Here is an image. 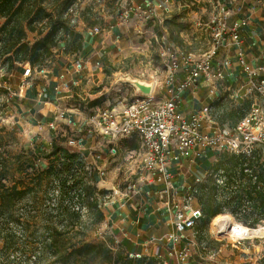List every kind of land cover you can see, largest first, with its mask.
Listing matches in <instances>:
<instances>
[{"label": "rangeland", "instance_id": "obj_1", "mask_svg": "<svg viewBox=\"0 0 264 264\" xmlns=\"http://www.w3.org/2000/svg\"><path fill=\"white\" fill-rule=\"evenodd\" d=\"M62 3V0H45L43 5L49 12L59 15ZM232 4L234 8L240 7V12L243 14L253 10L252 16H255L256 11L259 18L255 22L250 21L248 30H251V36L255 38L260 48L257 54L258 63L263 64L264 0H233ZM124 5V0H72L68 9L62 13L61 18H68V25L81 34L94 28L98 29V34L93 37L95 40L93 43L96 45L95 50L102 49L91 63L95 65L99 61L100 73L89 85L86 79L82 80L80 86L78 84L79 87L76 90L71 89V95L64 98L65 106L74 105L84 112L85 116H90L96 109L106 105L114 106L121 101L124 104L132 99L136 94L135 87L124 79L151 83L152 94L160 93L164 72L161 51L165 43H172L187 51L202 52L207 48L208 42L205 35H202L200 31H194L193 27L190 28L186 12H181L177 7L170 13L171 17L165 18L162 23L137 22L135 24L124 22L121 17ZM248 8H250L249 11ZM111 25L115 27L118 34L111 33ZM179 31H186L187 35L180 36ZM34 34L27 33V40L30 42L35 40L37 36ZM61 35L64 40L58 42V47L51 49V54L43 61L41 67L50 69L57 65L62 70L61 67L74 66L76 63L78 53H65L63 46L69 39L64 36L65 34L63 35V32H58L57 36ZM187 39L190 40L189 43ZM248 44H250L249 39L244 38L242 46H245L246 55L250 49H254L253 43L251 48L246 49ZM1 67L4 70H1ZM23 69L24 65H13L7 69V66L0 64V156L4 162L8 163L7 185L15 181L18 187L24 184L25 179L20 174L21 172L16 170L18 160L23 161L22 158H15L17 155L23 157L36 153L40 160H44L42 159L43 153L47 152L53 138H56L62 146L73 147V142L75 143L80 137L73 127L67 125H61L55 133L47 129L36 132L29 130L23 106L16 95L18 86L23 82L21 80ZM253 101L258 102L257 97L253 100L251 94H246L243 89L240 98L224 103V111L220 119L226 121L227 125L222 128L231 130L241 118L248 114ZM43 137L48 142L44 148H42L45 140ZM132 142L131 145H127L124 141H118L115 145L116 153L112 157L105 156L99 161L103 165L99 163L96 165L92 161L89 163V171L92 172L91 175L96 181L94 185L98 190L107 191L100 198L102 207L105 201L118 195H128L141 186L143 175L141 157L137 150L132 153L125 149V146H136V143ZM104 144L106 148L111 145ZM55 191L54 184L45 182V185L36 190L32 196L28 195L16 204L5 205L11 218L7 216L10 218L9 221L0 219V264H55L47 253L48 248L47 250L46 246L44 250L42 248V244L46 243V233H50L49 230L57 229L62 232L65 230L62 227L65 224L60 219H54V214L51 212L57 202ZM187 198L182 196L175 198L173 202L170 200L169 206L175 204L176 208L185 210V212L199 210L198 197ZM218 200H220L219 196L216 203L219 202ZM74 205H78L76 200ZM243 206L246 204L240 203L238 206L234 203L222 204L221 207H224V210L220 213L228 214L234 221L251 227L249 224L258 215L256 208L251 203V211H241ZM78 207L79 209L84 208L82 205ZM81 211L83 215L86 214L84 213L85 208ZM84 219L88 222L83 220L81 224L83 230L79 231V237L74 234L76 229L65 230L66 235L63 236L69 238L70 243L74 245L84 241L98 244L99 247L91 255L83 254L80 258L67 259L66 264H127L124 260L125 254L129 256L134 252L126 245L124 247L117 245L112 229L106 220L93 225L86 216ZM210 221L211 218H208L201 227L196 226L193 230H189L181 240L187 252L185 264L194 261L209 264H264V233L247 238L219 237L211 230ZM263 221L259 219L255 226ZM109 238L114 243H110ZM4 242L7 247L3 250ZM153 242H155L153 250H148L146 253L138 251V253L147 258L156 256L157 259L164 260L167 264H177L175 257L169 255L171 247L165 238ZM149 246L152 245L149 244ZM104 249L111 253L105 255L102 251ZM117 252H121V257L116 258Z\"/></svg>", "mask_w": 264, "mask_h": 264}, {"label": "built area", "instance_id": "obj_2", "mask_svg": "<svg viewBox=\"0 0 264 264\" xmlns=\"http://www.w3.org/2000/svg\"><path fill=\"white\" fill-rule=\"evenodd\" d=\"M186 1L193 6L202 4L210 7L205 19L199 18L193 22L195 28H201L205 33L208 42L206 50L187 51L172 43H165L161 51L164 72L160 93L149 97L134 95L120 106L106 105L82 118V126L87 134L98 135L104 138L107 144H111L108 148L111 156L116 153L113 145L116 141L135 138L139 142L137 152L142 160V180L148 184L161 183V195H168L173 188L172 175L169 172L171 162L196 160L204 156L207 150L255 159L254 147L264 146V63L249 64L242 47V30L249 24L250 18L240 12V7H233V0ZM124 4L121 12L124 22L159 24L170 17L174 0H124ZM239 14H242V17H239ZM87 32L89 35H95L98 34V29ZM116 38L118 39V36ZM231 48L232 56L220 55L221 50L227 51ZM234 62L246 78L245 93L251 94L253 100L257 97L258 102L253 101L248 114L231 130L217 128L208 132L203 128L208 108L184 115L178 110L179 96L188 88H197L200 78L209 82L223 80L227 75L226 68ZM82 64L80 61L76 62L75 70H80ZM33 69L37 73L44 72L43 68L38 69L25 63L22 76L30 77ZM1 70L4 68L1 67ZM26 84L29 85V82L23 85ZM68 86L69 83L63 81L57 87L63 89ZM59 117L66 119L62 112ZM65 124L73 125L74 122L68 118ZM50 127L53 128V124H50ZM215 183L221 185L223 178L216 177ZM187 191H184L185 197L189 199ZM249 203L246 202L241 211H249ZM73 209L78 210L79 207L75 205ZM196 212L199 210L185 212L177 209L172 231L164 237L171 247L169 255L175 257L177 264H185L187 260L186 248L181 244V240L189 230L194 229L195 220L200 216V212L198 216L195 215ZM256 212L259 214L257 209ZM140 256L139 253L129 254V257L134 258ZM162 263L167 264L164 260Z\"/></svg>", "mask_w": 264, "mask_h": 264}, {"label": "trees", "instance_id": "obj_3", "mask_svg": "<svg viewBox=\"0 0 264 264\" xmlns=\"http://www.w3.org/2000/svg\"><path fill=\"white\" fill-rule=\"evenodd\" d=\"M71 1L62 0L59 15H55L43 5L45 0H0V64L7 66V69L25 63L31 67L41 68L43 61L51 54V49L58 47V42L64 40L62 35L57 36L60 31L69 39L63 46L65 53L79 52L82 48V34L68 25V18H61L62 13L71 5ZM27 33H35L36 39L30 42L27 40ZM218 154L219 158L211 166L205 181L193 183L187 191L190 197L199 199L200 216L195 220V227H201L206 219L224 210L222 204L234 203L238 206L240 203L250 201L259 211L257 217L249 224L254 227L259 219L264 220V162L244 155L226 152ZM37 155L33 153L15 157L23 160H18L17 165L15 164L16 170H19L25 179L21 187H18L15 181L7 185L8 163L0 156V219L9 221L11 218L5 205L16 204L24 197L32 196L47 182L54 184L57 194V202L51 210L53 218L60 219L65 224L62 226L65 230L76 229L74 234L79 237V231L83 230L81 224L83 220L87 221L84 219L85 216L93 225L103 222L100 198L107 191L96 188L94 185L96 181L83 156L62 146L56 138L51 140L49 149L43 153L45 167L38 164L40 158ZM216 177L223 178L221 185L215 183ZM218 196L220 200L216 203ZM75 200L79 206H84L85 215L80 209H73ZM64 231L49 230L50 233H46V243L42 244L43 250L45 246L46 250L48 248L47 253L55 264H66L67 259L71 257L91 255L99 247L98 244L84 241L78 245L71 244L70 239L63 236L66 235ZM6 234L11 235L7 232ZM108 241L114 243L111 238ZM6 247L4 242L2 249ZM102 251L105 255L111 253L107 249ZM115 255L116 258L121 257V252ZM124 260L127 264H163L156 256L147 258L142 254L139 258H130L125 254ZM188 264L209 263L194 261Z\"/></svg>", "mask_w": 264, "mask_h": 264}, {"label": "crops", "instance_id": "obj_4", "mask_svg": "<svg viewBox=\"0 0 264 264\" xmlns=\"http://www.w3.org/2000/svg\"><path fill=\"white\" fill-rule=\"evenodd\" d=\"M135 1L139 2L142 0ZM181 2H183V4H180ZM175 7L180 9L181 12H186L185 15L188 22H190V28L193 27L194 31H200L202 35H205L201 28L194 27L193 22L199 18L205 19L208 16L210 11L209 5L201 4L193 6L186 0H174L173 9ZM249 10L250 8H248V11ZM252 11L244 13V15L250 18V21L253 20L255 22L259 17L256 11V15L252 16V13H254ZM238 16L242 17V14ZM115 26L119 27L118 25ZM248 27L249 24L243 28L242 36L243 39H249L250 41L246 49L251 48L252 43L254 49H250L248 53L249 56L246 55V53L245 56L249 64L256 65L258 64L257 54L260 48L257 46L258 44L255 42V38L251 36V30H248ZM110 28H112L111 33L118 34L113 25H111ZM186 33V31H179L180 36H186ZM93 37L94 35H89L88 32L82 34V48L77 52L78 56L76 59V62L80 61L83 63L80 70H75L73 65L61 67L62 70H60L57 65L50 69L41 67L44 69L42 73H37L33 69V73L30 77L22 76L21 80L23 82L16 90V95L19 97V101L23 106L24 112H22L27 117L26 122L29 124V130L36 132L38 130L47 129L55 133L56 130L60 129L61 125L73 127L80 137L75 143L73 142V147L67 148L71 151L80 153L87 166H89L91 161L96 165L98 163L103 165L99 162L101 159L105 156L112 157L109 155L108 148H106L104 144L107 143V141L98 135L94 134L90 136L87 134L84 130V126H82V118L85 116L84 112L74 105L65 106L64 98H68L71 95V89L76 90L80 86L82 80L86 79L87 85H89V83L95 81V77H98L100 73V68L98 66L99 61H97L95 65L91 63L95 55L102 49L100 48L99 51L95 50L96 45L93 43L95 41ZM187 41L189 43L190 40L187 39ZM243 49L245 51V46ZM220 53L221 56L226 54L232 56L233 49L231 48L227 51L221 50ZM72 70L73 73H71ZM226 74L223 80L211 82L207 81L205 78H200L197 88H188L179 96L178 110L184 115L197 113L203 108H208L207 115L203 120V128L208 132L227 125L226 121L220 119L224 111V103H227V101L231 99L240 98L243 89L245 90L246 87V78L235 62L230 67L226 68ZM63 81L69 83V86L59 89L57 86ZM25 82H29V85H23ZM78 84L79 86H77ZM156 94H158V92L155 93V95ZM122 104L123 102L121 101L114 105L120 106ZM61 112L66 119L59 117ZM68 118L73 120V125L65 124ZM50 124H53L54 127L51 128ZM43 139H45V137H43ZM80 139H82L81 144H79ZM119 141H124L127 145H131L133 143L132 141L136 143V146H125V149H128L129 152L134 153V151L138 149L139 142L135 138H126ZM46 142L47 140L45 139L42 148L46 147ZM117 142L113 145H116ZM253 151L255 160L259 162L264 160V146L256 145ZM218 155L216 151L207 150L204 156L199 159H183L177 162H171L169 164V172L172 175L171 182L173 188L169 191L168 195L160 194L163 189L161 183L155 185L144 182L142 180L144 176L143 173L141 176V186L135 191H132L128 195H118L109 201H105L102 212L104 214V219L112 229L114 241L118 243L117 245L122 247L126 245L131 248L130 250L134 253L136 251V253H138V251H142L140 253H143V251L146 253L148 250H153V245L155 244L153 241L164 238L167 233L172 231L174 215L178 208H176L175 204L170 207V200L173 202L175 198L185 197L184 191L188 190L193 183L205 181L211 166L219 158ZM38 164L41 167H45L46 161L39 160ZM238 209L239 207L237 210ZM242 209L241 207V210ZM247 209L251 211V201ZM149 244L152 246H149Z\"/></svg>", "mask_w": 264, "mask_h": 264}, {"label": "bare ground", "instance_id": "obj_5", "mask_svg": "<svg viewBox=\"0 0 264 264\" xmlns=\"http://www.w3.org/2000/svg\"><path fill=\"white\" fill-rule=\"evenodd\" d=\"M211 230L219 237L247 238L264 233V223L254 227H248L234 221L228 214L218 213L212 216L210 221Z\"/></svg>", "mask_w": 264, "mask_h": 264}, {"label": "water", "instance_id": "obj_6", "mask_svg": "<svg viewBox=\"0 0 264 264\" xmlns=\"http://www.w3.org/2000/svg\"><path fill=\"white\" fill-rule=\"evenodd\" d=\"M124 81H127L129 82L132 86L135 87V93L137 95H141V96H144V97H149L151 96L152 94V89H153V86L151 83H144V82H141L139 80H135V79H124ZM196 216L199 215V212H196L195 214Z\"/></svg>", "mask_w": 264, "mask_h": 264}]
</instances>
